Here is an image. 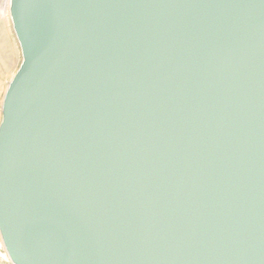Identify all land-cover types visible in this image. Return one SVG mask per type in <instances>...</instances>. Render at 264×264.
Segmentation results:
<instances>
[{
  "label": "water",
  "instance_id": "obj_1",
  "mask_svg": "<svg viewBox=\"0 0 264 264\" xmlns=\"http://www.w3.org/2000/svg\"><path fill=\"white\" fill-rule=\"evenodd\" d=\"M12 264H264V0H10Z\"/></svg>",
  "mask_w": 264,
  "mask_h": 264
},
{
  "label": "rangeland",
  "instance_id": "obj_2",
  "mask_svg": "<svg viewBox=\"0 0 264 264\" xmlns=\"http://www.w3.org/2000/svg\"><path fill=\"white\" fill-rule=\"evenodd\" d=\"M21 60V49L9 15V1L0 0V120L3 94ZM0 264L12 263L0 255Z\"/></svg>",
  "mask_w": 264,
  "mask_h": 264
},
{
  "label": "bare ground",
  "instance_id": "obj_3",
  "mask_svg": "<svg viewBox=\"0 0 264 264\" xmlns=\"http://www.w3.org/2000/svg\"><path fill=\"white\" fill-rule=\"evenodd\" d=\"M8 1H10V0H8ZM21 63V62H20ZM20 65V64H19ZM19 67V66H18ZM18 69V68H17ZM10 82V81H9ZM9 82H8V84H9ZM8 86V85H7ZM7 89V88H6ZM5 93V92H4ZM3 96H4V94H3ZM2 100H3V97H2ZM1 121V120H0ZM0 255H1V257H3V258H6L7 260L9 259V257H8V255H7V253H6V251H5V249H4V246H3V243H2V241L0 240Z\"/></svg>",
  "mask_w": 264,
  "mask_h": 264
}]
</instances>
